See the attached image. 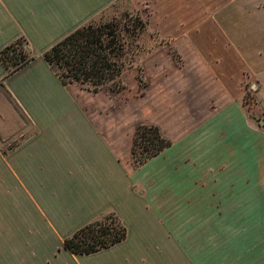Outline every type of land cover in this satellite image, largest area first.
<instances>
[{
	"label": "crops",
	"instance_id": "0c3cea01",
	"mask_svg": "<svg viewBox=\"0 0 264 264\" xmlns=\"http://www.w3.org/2000/svg\"><path fill=\"white\" fill-rule=\"evenodd\" d=\"M117 1L0 0V49L23 37L33 56L9 75L0 62V264H189L200 214L264 197V0H151L169 43L138 63L140 93L132 65L119 90L63 83L43 52ZM140 123L170 144L135 165ZM110 212L123 239L64 246ZM249 245L222 264H264V237Z\"/></svg>",
	"mask_w": 264,
	"mask_h": 264
},
{
	"label": "trees",
	"instance_id": "16d2710c",
	"mask_svg": "<svg viewBox=\"0 0 264 264\" xmlns=\"http://www.w3.org/2000/svg\"><path fill=\"white\" fill-rule=\"evenodd\" d=\"M147 23L148 20L139 14L133 16L131 27L115 20L102 23L90 20L55 42L43 52V57L63 83L75 82L91 90L103 85L119 90L124 87L121 75L132 64V60L126 63L123 57L131 43L138 46L137 38L145 31ZM32 58L23 37L0 49V62L6 75ZM169 144L170 140L160 133L157 125L138 124L131 149L133 163H143ZM126 233L119 217L110 212L77 228L64 238V246L72 252L88 253L123 239Z\"/></svg>",
	"mask_w": 264,
	"mask_h": 264
},
{
	"label": "rangeland",
	"instance_id": "374dc122",
	"mask_svg": "<svg viewBox=\"0 0 264 264\" xmlns=\"http://www.w3.org/2000/svg\"><path fill=\"white\" fill-rule=\"evenodd\" d=\"M151 7V0H118L94 17L92 21L102 23L115 20V22L120 21V25L131 27L133 16L136 14L148 20ZM137 43L138 46L131 43L127 54L123 57L126 63H130L132 60V66L129 69H134L138 84L136 94L140 93L146 83L143 69L138 63H140L146 51L168 44L169 39L154 35L147 26L145 31L138 36ZM171 49L174 48L171 47ZM172 51L176 61H181V57L176 53V50ZM127 71L125 72L126 78L128 77ZM132 102L136 104V101ZM247 160L249 162L250 157ZM247 167L249 168V166ZM199 220L198 226L192 228V232L184 237V252L189 258L188 263L207 264L208 258L211 257L214 264H222L224 252H244L246 248L253 247L249 243L255 242L257 238L264 237V197H232L226 210L215 213L213 220L207 218V214H200ZM212 241L213 243H211Z\"/></svg>",
	"mask_w": 264,
	"mask_h": 264
},
{
	"label": "water",
	"instance_id": "95a60500",
	"mask_svg": "<svg viewBox=\"0 0 264 264\" xmlns=\"http://www.w3.org/2000/svg\"><path fill=\"white\" fill-rule=\"evenodd\" d=\"M264 119L263 120H260L261 123H263Z\"/></svg>",
	"mask_w": 264,
	"mask_h": 264
},
{
	"label": "built area",
	"instance_id": "2783aa9c",
	"mask_svg": "<svg viewBox=\"0 0 264 264\" xmlns=\"http://www.w3.org/2000/svg\"><path fill=\"white\" fill-rule=\"evenodd\" d=\"M259 123H260V121H259ZM263 124V123H262Z\"/></svg>",
	"mask_w": 264,
	"mask_h": 264
},
{
	"label": "flooded vegetation",
	"instance_id": "af4514ba",
	"mask_svg": "<svg viewBox=\"0 0 264 264\" xmlns=\"http://www.w3.org/2000/svg\"><path fill=\"white\" fill-rule=\"evenodd\" d=\"M264 123V122H263Z\"/></svg>",
	"mask_w": 264,
	"mask_h": 264
}]
</instances>
